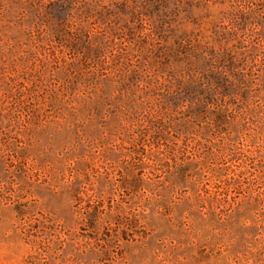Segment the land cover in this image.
Wrapping results in <instances>:
<instances>
[{
    "label": "rangeland",
    "instance_id": "rangeland-1",
    "mask_svg": "<svg viewBox=\"0 0 264 264\" xmlns=\"http://www.w3.org/2000/svg\"><path fill=\"white\" fill-rule=\"evenodd\" d=\"M0 264H264V0H0Z\"/></svg>",
    "mask_w": 264,
    "mask_h": 264
}]
</instances>
